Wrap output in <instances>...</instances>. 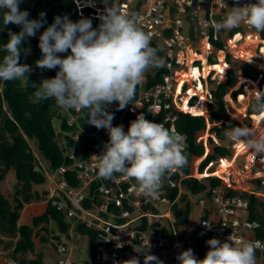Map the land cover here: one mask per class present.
I'll list each match as a JSON object with an SVG mask.
<instances>
[{
    "label": "built area",
    "instance_id": "1",
    "mask_svg": "<svg viewBox=\"0 0 264 264\" xmlns=\"http://www.w3.org/2000/svg\"><path fill=\"white\" fill-rule=\"evenodd\" d=\"M73 2L78 16L96 20L92 24L94 28L98 27L100 23L98 17L105 9L103 0H73ZM224 2L228 7L234 6V0H224ZM255 2L256 0H241V3ZM108 3L110 6L118 7L121 12L137 15L139 27L150 36V42L155 41L162 50V54L158 53V55L164 61V66L161 67L163 70L161 82L148 86L146 83L148 71L142 83L137 86L131 104L123 110H118V102L106 107V111L114 114L113 126L122 124L125 130L127 114L138 115L143 110H147L150 113L147 119L176 130L177 116L173 113V107L184 113L198 115L185 110L177 98H180L182 93L189 94L191 89H197L188 96V102L192 107L198 104L202 96L206 98V109L209 102L214 104L210 80L215 84L226 80L228 69L231 67L228 55L238 62L236 72L239 82L234 89L243 85L246 90L245 94L238 96L237 101L231 98L230 92L226 94L225 98L231 106L229 114L241 124L246 123L239 119L238 115L244 112L245 118L255 121V115L248 113L250 99L255 96V90H249V86L256 81L258 90H264V83L262 88L260 87L261 82L264 81V38L260 32L249 28L246 24L230 31L219 32L207 26L212 21L222 20L229 11V8L221 5L219 0H108ZM191 31L193 36L190 35ZM256 36H259L261 41L250 43L248 37ZM219 41H224L223 48L217 46ZM67 54H70V50L69 53L59 55ZM211 59L216 62L212 63ZM244 62L255 66L258 71L256 79L245 76ZM218 64L224 65L225 72L213 68L209 70L207 76L204 74L206 66L216 67ZM192 66L199 69V76L185 77L183 72L190 71ZM58 70V67L54 69L53 77ZM241 97L246 98V107L245 100L243 103ZM243 107L245 111H241ZM59 110L67 114L66 122L73 129H63V119L56 116L61 120L60 129L56 127V140L64 158L71 159L72 162L70 165L63 163L55 169L45 171L48 178V196L44 202L47 205L51 200L52 205L69 218H73V226L81 222L98 231L99 256L91 264H114L132 257H137L140 264H143V254L135 249L143 250L148 242L150 254L158 257L164 264H179L177 255L188 248L193 249L198 259H203L209 248L207 240L217 238L224 241L230 235L236 240L258 242L259 246L256 250L264 257V239L255 233V228L259 224L248 220L247 217L249 199L240 195H229V189H233L264 197V192L253 189L247 184L248 181H260V184L264 185V156L260 154L255 156L245 147L240 150V143L235 142L233 146L236 153L233 154L232 165L222 174L214 175L222 180V185L209 189L212 206L208 209L209 212H206L207 215H201L195 226L186 225L181 233L175 232L168 236L161 230L155 229L154 218L160 220L162 217H167L171 224L175 221L170 209L163 211L159 203L172 205L164 195L166 187L179 186L181 190V179L186 176L184 171L178 170L168 174L165 178L166 186L150 195L139 193L134 180L126 179L119 174L111 180L100 178L95 167L96 160L92 155L103 152V145L109 140L105 137L108 135L107 130L102 128L91 133L87 132L79 123L80 112L60 108ZM119 111L120 114L116 117ZM207 112L204 114L206 117L209 115L208 109ZM263 120L264 117L257 129L260 132H264ZM85 135L90 141H87ZM199 140H203L208 145L209 138L205 134L200 136ZM84 147H91L94 150L86 154ZM239 156H242V164L238 162ZM69 168L77 170V178L80 181L77 187L71 185L65 177ZM176 174L179 176L178 179L173 177ZM199 175L203 173H199L196 167L192 176ZM97 181L98 186L94 185ZM199 201L204 204L205 199L200 198ZM144 206L157 208L158 213L145 210ZM144 218L147 219L146 228L141 227ZM204 223L208 227H205ZM72 231L71 228L70 234ZM62 239H54L56 257L44 264H79L73 258L71 240L68 237ZM202 243L206 246L201 247ZM177 244L180 247H176ZM0 264H20V262L8 256L7 250L0 247Z\"/></svg>",
    "mask_w": 264,
    "mask_h": 264
},
{
    "label": "clouds",
    "instance_id": "2",
    "mask_svg": "<svg viewBox=\"0 0 264 264\" xmlns=\"http://www.w3.org/2000/svg\"><path fill=\"white\" fill-rule=\"evenodd\" d=\"M21 3L23 0H0L4 25L11 23L20 28L18 33L9 31L7 43L0 46V51L5 53L0 60V80L28 84L33 68L20 63L22 53L29 51L23 49L22 44L28 37L35 36L46 21L44 12L39 14L40 19H29V12L20 10ZM103 3L105 9L98 17V27L94 28L89 18L73 22L67 15L56 16L39 36L42 55L35 62L36 67L41 70L58 67L59 70L54 77L41 79L39 84L31 82L35 89L31 103L54 99L58 108L84 112L86 123L106 129L109 140L103 145V152L92 155L98 176L111 180L119 174L134 180L139 193L150 195L163 187L168 174L187 166L186 137L143 114L130 122L127 131L122 124L112 125L114 114L106 111V107L118 102V110H123L131 104L145 74L163 67L164 61L158 55L159 49L151 46L150 36L139 27L136 14L121 12L118 7L110 6L108 0ZM219 3L228 7L224 0ZM228 8L222 20L212 21L207 26L219 32L246 24L257 32H264V0L255 3L234 0V6ZM69 50L70 54L59 55ZM250 108L264 115V90H255ZM224 136L242 143L255 156H264V132L242 123L227 127ZM206 243L209 248L203 259H198L193 249L188 248L177 255L179 264H256L258 242L236 240L230 235L224 241L211 238ZM149 249V242L143 250L135 249L143 254V264H164L150 254ZM114 264H140V261L132 257Z\"/></svg>",
    "mask_w": 264,
    "mask_h": 264
},
{
    "label": "trees",
    "instance_id": "3",
    "mask_svg": "<svg viewBox=\"0 0 264 264\" xmlns=\"http://www.w3.org/2000/svg\"><path fill=\"white\" fill-rule=\"evenodd\" d=\"M19 7L20 10L29 12V19H40L39 14L44 12L46 21L37 30L35 36L28 37L22 44L23 49H29L31 46L33 51L31 55L28 52L27 54L22 53L20 63L36 62L41 58L42 53L38 46L39 36L53 23L54 17L67 15L73 22L82 18L78 16L73 0H23ZM87 18L91 19L92 23L96 21L90 17ZM9 31L18 33L20 28L11 23L4 25L3 14L0 13V46L7 43ZM260 33L264 38V32ZM151 46L158 48L155 41L151 43ZM217 46L223 48L224 41H219ZM158 49V53L162 54V50ZM4 55L5 53L0 51V60L3 59ZM227 58L231 67L228 69L226 80L220 84H215L213 80H210L215 104L208 103V117L184 113L180 109L173 107V113L177 116L175 122L176 130L185 135L188 143L186 148L188 164L181 169L186 175L181 179V189H184L185 192L182 193L179 186L166 187L164 195L172 202L170 211L175 221L172 224L167 221L166 225L160 221L155 223V229L161 230L164 235L171 236L175 232H182L189 222L193 211L194 203L192 197L209 199V189L222 185V180L214 175L202 178L192 176L196 166L198 171L203 173L210 165L214 166L220 157H233V145L235 142L227 139L224 136V132L229 126H241L242 124L230 116L229 109L231 106L225 97L230 92L232 98L236 101L238 95L245 93L246 90L243 85L234 89L239 82L236 72L238 62L231 55H228ZM211 60L212 63L216 62L214 59ZM34 69V72L29 74L31 82L39 84L41 79H43L38 72L45 71L53 77L54 69L41 70L38 67ZM250 69H253L254 72L251 73ZM256 70L253 65L244 62L243 71L245 76L255 79ZM162 71L161 67L151 69L147 73V85L151 86L161 82ZM31 82L24 84L19 80L7 82L0 80V246L7 250L8 256L19 261L20 264H44L46 255L44 251L37 253L36 258L26 257L28 252L36 251V237L39 243H51L55 247L54 239H61L62 235L70 236L72 228L73 231L88 236L91 254L90 258L85 260L83 264H91L99 256L97 252L99 244L98 231L81 222H77L73 226V218H69L63 211L52 205L51 200L48 201L45 210L41 214L33 216L30 223H19L21 210L25 207V204L46 200L48 196L47 189L40 190L36 188V185H44L48 178L43 169L38 170L36 168L40 163L30 144V140L36 142L41 158L47 162L49 170L55 169L63 163L70 165L72 162L71 159L64 158L63 152L58 145L56 126L53 119L56 116L62 118L63 129L72 130L73 127L67 124L66 115L59 110L54 99L43 100L39 104L31 103V97L35 90ZM253 99H250L248 112L257 114L250 108ZM119 114L120 111L116 117ZM140 114L145 117L150 116L147 110H143L138 115ZM138 115H126L125 131L128 130L130 122L135 120ZM79 123L87 132L91 133L97 129L95 126L86 123V114L84 112H80ZM207 130L213 135V137H209L208 145L203 140H199V137L204 135ZM85 137L88 138L86 135ZM87 141H90V138ZM83 149L86 154L94 150L91 147H84ZM11 171L15 173L18 180L13 201L4 194L1 187L2 181ZM65 177L71 185L75 187L80 185L76 169L69 168L65 173ZM173 177L178 179L179 176L176 174ZM98 184L97 181L94 185L98 186ZM163 186H166L165 181ZM229 195H240L249 199L248 220L258 222L259 225L255 228V233L258 237L264 239V197L248 191L233 189H229ZM144 209L158 213V209L154 207L144 206ZM206 215L204 213L203 216ZM146 221L147 219L144 218L142 228H146ZM51 222L56 223L60 234L54 233V230L49 228ZM43 230L45 233H43ZM205 246L206 244L202 243L201 247ZM260 257H262V254L256 250V260Z\"/></svg>",
    "mask_w": 264,
    "mask_h": 264
},
{
    "label": "rangeland",
    "instance_id": "4",
    "mask_svg": "<svg viewBox=\"0 0 264 264\" xmlns=\"http://www.w3.org/2000/svg\"><path fill=\"white\" fill-rule=\"evenodd\" d=\"M190 35L193 36L192 31L190 32ZM30 42V39H29ZM28 54L31 55L33 48L30 46L28 49ZM28 65L32 66L33 71L31 73L34 72V68L36 67L35 65V61H31L29 63H27ZM251 73L254 72L253 69H250ZM40 74V76L42 78H52V75L47 73V72H38ZM258 71H255V74L257 75ZM256 82V81H254ZM254 82L249 86V90H253L254 89ZM252 94V92H251ZM238 107L240 106L239 104L237 105ZM242 106V105H241ZM247 106V103L245 104V107ZM67 116V114H64ZM55 121V125L57 127V129H60V125H61V120H59L58 118L55 117L54 119ZM245 123L251 127L253 125V121L252 119H248V118H244ZM264 123V120H263ZM107 139H109V136H105ZM30 144L33 148V150L35 151L38 160H39V166H37V169H43L44 171H49L48 168V164L46 161H44L41 158V154L38 150L37 144L34 140H30ZM236 153V150L234 149V154ZM233 159L234 157H228ZM238 162L240 164L243 163L242 161V156H239L238 158ZM219 161L212 166L211 169H213L211 175H215L214 172L217 168V165H219ZM205 174L203 175H199L198 177H204ZM207 176V175H206ZM246 184V183H245ZM247 184H249L253 189H257V190H261L264 191V186L260 184V181H249L247 182ZM18 185V180L16 178V175L13 171H11L9 174L6 175L4 181H2L1 183V187H2V191L4 192V194L7 195V197L13 201V197H14V192L16 189V186ZM36 188H39L40 190L43 189H47L48 188V180L44 185H36ZM182 193L185 192L184 189H181ZM193 203H194V207H193V211L190 215V219L188 222V226L193 227L196 225L198 218L200 217V215H202L206 210L209 209L210 206V200L208 201V198H205V202L204 204L200 203L199 198L198 197H192ZM27 204H29L27 206ZM25 204V207L21 210V218L19 220V223H30L32 221L33 218V214L34 215H38L41 214L44 211V208L46 206L44 200L43 201H38V202H32V204L27 203ZM162 210L165 211L167 209H170L171 204H166V203H159ZM202 209V210H200ZM172 214V213H171ZM173 215V214H172ZM155 219V223L157 221H160L162 223H164L166 225V222L168 221L169 218L167 217H162L160 218V220H157L158 218H154ZM49 228L54 230V233L56 234H60V231L57 228V225L55 222H51L49 225ZM43 233H45V231L43 230ZM62 240L66 239L68 237V239L71 240V247H72V251H73V258L76 260L77 263L82 264L85 260H88L90 258V245H89V238L87 235L81 234L79 232L76 231H72V233L70 234V236H65L62 235L61 236ZM36 242H37V248L35 252H28L26 254V257L28 258H36L37 257V253L44 251L45 258H44V262L52 260L56 257V250L54 248V246H52L51 243H47V244H41L38 242V238L36 237ZM2 247V246H0ZM209 247V246H208ZM256 264H264V257H260L259 259L256 260Z\"/></svg>",
    "mask_w": 264,
    "mask_h": 264
},
{
    "label": "bare ground",
    "instance_id": "5",
    "mask_svg": "<svg viewBox=\"0 0 264 264\" xmlns=\"http://www.w3.org/2000/svg\"><path fill=\"white\" fill-rule=\"evenodd\" d=\"M248 39H249V42L250 43H256V42H259V41H261V38L259 37V36H256V37H248ZM244 47H246V46H244ZM217 69L219 72H225V67H224V65L223 64H218V65H216V67H213V66H206V68H205V71H204V74L207 76L208 75V73H209V70L210 69ZM199 73H200V71H199V69L198 68H195L194 66H192L191 67V70L190 71H184L183 72V75L186 77V76H195V77H197V76H199ZM191 74V75H190ZM254 90H258V82H254ZM196 90L197 89H191L190 91H189V94H192V93H195L196 92ZM189 94H181L180 95V98H177V99H179V101H180V103L182 104V106H183V108L185 109V110H190V111H192V112H194V113H196V114H198V115H200V114H207L208 112H207V109H206V105H205V101H206V98L204 97V96H202L201 97V99L199 100V102H198V104L197 105H194L193 107L189 104V100H188V96H189ZM246 98L245 97H241L240 98V100L241 101H243V103H244V100H245ZM245 104H246V100H245ZM245 108L243 107L242 109H241V111H245L244 110ZM263 117H264V115H259V114H256L255 116H254V118H255V121H253V125H252V127L253 128H255L256 130L259 128V123H260V121H261V119H263ZM238 118L239 119H241V120H243L244 121V118H245V112H244V114H240V115H238ZM205 134V136L207 137V138H209L210 136H211V134L210 133H207V132H205L204 133ZM243 148H244V145L242 144V143H240V150H243ZM218 161L220 162L219 163V165H217V168H216V170H215V172H214V174L215 175H217V174H222L224 171H226V169L229 167V166H231L232 165V163H233V159H231V158H228V157H220L219 159H218ZM211 165L209 166V167H207L206 169H205V171L203 172L205 175H209V174H211L212 172H211Z\"/></svg>",
    "mask_w": 264,
    "mask_h": 264
},
{
    "label": "crops",
    "instance_id": "6",
    "mask_svg": "<svg viewBox=\"0 0 264 264\" xmlns=\"http://www.w3.org/2000/svg\"><path fill=\"white\" fill-rule=\"evenodd\" d=\"M254 67H255V66H254ZM248 107H249V106H248ZM207 132H208V131H207ZM248 182H249V181H248ZM30 204H32V203H30ZM28 205H29V204H27V206H28ZM46 206H47V205H46ZM46 206H45V208H46ZM211 206H212V205H211V203H210L209 209L211 208ZM45 208H44V210H45ZM200 210H202V209H200ZM206 212H209V210H208V211H205L204 213H206ZM204 213H203V214H204ZM203 214H202V215H203ZM33 216H34V214H33ZM200 216H201V215H200ZM65 236H66V235H65Z\"/></svg>",
    "mask_w": 264,
    "mask_h": 264
}]
</instances>
